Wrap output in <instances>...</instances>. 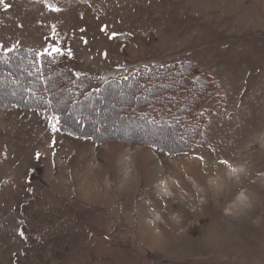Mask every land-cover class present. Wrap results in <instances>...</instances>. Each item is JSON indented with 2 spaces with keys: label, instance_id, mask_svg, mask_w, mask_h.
Listing matches in <instances>:
<instances>
[{
  "label": "rangeland",
  "instance_id": "1",
  "mask_svg": "<svg viewBox=\"0 0 264 264\" xmlns=\"http://www.w3.org/2000/svg\"><path fill=\"white\" fill-rule=\"evenodd\" d=\"M5 2L4 48L58 46L96 77L191 60L220 99L198 103L207 115L192 149L172 154L54 133L50 115L7 102L18 87L0 88V264H264V0ZM133 127L106 131L126 138ZM148 129L138 136L166 147L184 134ZM220 160L243 172L230 176Z\"/></svg>",
  "mask_w": 264,
  "mask_h": 264
},
{
  "label": "trees",
  "instance_id": "2",
  "mask_svg": "<svg viewBox=\"0 0 264 264\" xmlns=\"http://www.w3.org/2000/svg\"><path fill=\"white\" fill-rule=\"evenodd\" d=\"M42 1L55 7L91 0ZM4 49L0 47V78L3 79L0 88L8 90L9 87H18L10 91L7 102L33 109L43 116L58 115L61 130L90 135L95 141L129 139L134 142H150L166 153L189 152L199 134L198 128L207 115V112L197 110L198 103L207 95L220 99L211 76L197 71V64L191 60L157 59L141 63L135 68L128 67L126 73L121 74L124 68L121 66L113 73L106 72L96 77L60 56L55 59L46 55L41 57L39 51L23 47L13 48L10 53ZM59 89L63 91V99L57 101L54 93ZM121 97L126 98L124 103L111 105ZM5 101L0 100V104ZM81 103L83 108L78 109L77 105ZM124 104L129 114L125 111L121 117L113 116L116 110L124 108ZM76 109L81 112L80 116H76ZM87 110L94 115L87 116ZM101 116L105 121L103 125L98 121ZM69 117L74 118L73 123H69ZM90 121L94 122L89 124ZM111 122L115 123L107 126ZM126 124L136 125V128H132L136 133L132 132L122 138L114 132L106 131L107 128ZM152 127L155 128L154 133L171 130L173 133L183 131L184 134L176 141H163L168 144L167 147L160 146L154 142H158L156 139L138 136L137 132L142 128Z\"/></svg>",
  "mask_w": 264,
  "mask_h": 264
},
{
  "label": "snow or ice",
  "instance_id": "3",
  "mask_svg": "<svg viewBox=\"0 0 264 264\" xmlns=\"http://www.w3.org/2000/svg\"><path fill=\"white\" fill-rule=\"evenodd\" d=\"M0 4L3 5V8L5 10H7L10 7V5L5 2V0H0ZM49 7L51 8L52 6L49 5ZM54 10L59 11L58 8H56ZM113 35H115V33H113ZM0 47H3V46L0 45ZM4 51L10 53V52L13 51V48H5ZM39 55L41 57H43V56L46 55L48 57H52L53 59H55V57L64 55V51H63V49H61L58 46L49 45V47L48 48H45L42 53H39ZM67 55L68 56H71L72 55V53H71L70 50H68ZM48 119H49V125L51 127L52 132L59 133L61 131V127H60V123H61L60 117L58 115H54L53 114V115H50ZM69 135H71V133H69ZM52 144H53V146H55V144H56L55 137H53ZM40 155H41L40 153H36L37 158H39ZM197 159L200 160V161H203L204 157L198 156ZM219 163L222 164V165L227 166L228 168H230V173H229L230 176H237L238 173L243 172V169L242 168L241 169H238L236 167H232L231 163L228 160H220ZM30 190L31 189H29V191ZM20 235L23 236L24 235V232L21 231L20 232Z\"/></svg>",
  "mask_w": 264,
  "mask_h": 264
}]
</instances>
